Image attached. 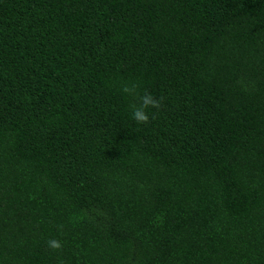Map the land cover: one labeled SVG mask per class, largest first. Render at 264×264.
<instances>
[{
	"label": "trees",
	"instance_id": "16d2710c",
	"mask_svg": "<svg viewBox=\"0 0 264 264\" xmlns=\"http://www.w3.org/2000/svg\"><path fill=\"white\" fill-rule=\"evenodd\" d=\"M0 264H264V0H0Z\"/></svg>",
	"mask_w": 264,
	"mask_h": 264
},
{
	"label": "clouds",
	"instance_id": "9594fccd",
	"mask_svg": "<svg viewBox=\"0 0 264 264\" xmlns=\"http://www.w3.org/2000/svg\"><path fill=\"white\" fill-rule=\"evenodd\" d=\"M124 93H131L133 91L132 88L124 87L122 89ZM141 103L139 106H133L131 111V116L134 121H136L138 124H144L148 122L149 115L146 109L151 107H157V102L153 99V97L149 94H145L140 98ZM51 247L58 248L60 245L52 241L50 242Z\"/></svg>",
	"mask_w": 264,
	"mask_h": 264
}]
</instances>
